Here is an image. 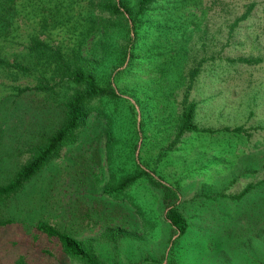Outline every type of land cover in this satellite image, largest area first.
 <instances>
[{"label":"rangeland","instance_id":"obj_1","mask_svg":"<svg viewBox=\"0 0 264 264\" xmlns=\"http://www.w3.org/2000/svg\"><path fill=\"white\" fill-rule=\"evenodd\" d=\"M9 5L0 8V51L31 72L0 69V186L58 131L73 90L51 75L44 56L27 55L29 41L41 39L63 54L78 48L76 24L96 12L97 0ZM155 5L158 30L141 42L138 59L98 74L120 99L93 101L100 109L86 117L77 141L22 191L0 200V264H84L40 232L41 221L89 243L107 264H264V0ZM112 26L117 33L108 44L125 45L118 21ZM181 26L187 31L177 32ZM93 42L83 46L86 55ZM98 48L86 60L100 65ZM191 103L201 131L174 144ZM139 167L152 179L109 195L112 183ZM161 184L174 187L177 199L167 204ZM174 205L189 223L183 237L167 219Z\"/></svg>","mask_w":264,"mask_h":264},{"label":"trees","instance_id":"obj_2","mask_svg":"<svg viewBox=\"0 0 264 264\" xmlns=\"http://www.w3.org/2000/svg\"><path fill=\"white\" fill-rule=\"evenodd\" d=\"M18 1L0 0V8H5V11L8 7H13V5L10 6L9 4L15 5ZM158 1L136 0L135 11H132L131 7L134 5L132 0H97L96 12L83 16L81 19L84 23L79 21L76 24V27L81 29L79 47L67 54H63L60 50L50 47L47 42L41 39L32 38L29 41L27 55L30 56V52H34L36 55L38 54V57L44 56L46 62L53 67L51 75L59 77L61 84L65 88L68 86L73 90L64 102L65 118L60 128L54 135L45 140L37 154L22 166L9 183L0 186V200L10 198L22 191L26 184L50 161L59 157L64 147L72 145L77 141V131L86 117L93 109H100L92 106L93 101L98 99H120L117 91L111 86V81L109 80V83L103 86L98 78V74L107 71L109 66L115 65L118 67L124 65L129 56L130 60L138 59L137 50L141 42L150 34L151 37H155V32L158 30V27L154 23V13L157 11L155 10V4ZM254 6L250 4V8L246 10L241 18L242 21L249 18ZM2 12L0 10V13ZM117 21L120 24L118 33H122L121 36L123 37H125V33L128 38L126 44L123 46L119 43L114 44L113 42V46L108 44L117 33L112 30L113 23ZM131 23L133 24V28H131ZM115 26L118 25L115 24ZM177 29V32H184L187 31L188 26H181ZM91 38H94V42L90 50L94 51L89 56L85 54L83 46L88 44ZM98 47H101L99 56L102 55L104 57V62L103 64L100 63V65L96 64L93 60H86L91 59L89 57L97 56ZM5 52L0 51V69L30 74L31 68L25 65L24 60L19 57L12 59ZM241 61L245 63L249 62L246 59ZM102 66L104 67L103 69H101ZM195 73H198V71L193 72V74ZM196 107L195 103L186 106L174 144L179 142L181 137L188 132L201 131L194 124ZM238 130L241 129L239 128ZM109 135L110 145L115 146L117 141L114 124H111ZM143 176L152 179L148 171L139 167L134 174L126 177L118 185L112 183L108 187L109 195L118 198L115 194L117 191L126 190ZM161 185L167 191L165 196L167 204L177 199L178 191L174 187L166 184ZM167 219L181 237L187 233L189 223L177 206L169 207ZM37 229L47 236L59 240L63 252L73 259L79 260L84 264H107L100 259L89 243L86 244L77 240L69 233L57 229L48 222H39Z\"/></svg>","mask_w":264,"mask_h":264}]
</instances>
